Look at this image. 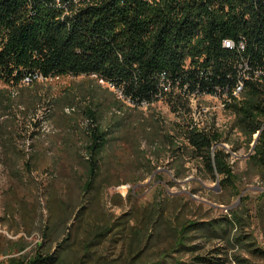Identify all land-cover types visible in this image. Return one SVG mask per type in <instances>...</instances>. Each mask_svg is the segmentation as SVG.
<instances>
[{
    "label": "trees",
    "instance_id": "trees-1",
    "mask_svg": "<svg viewBox=\"0 0 264 264\" xmlns=\"http://www.w3.org/2000/svg\"><path fill=\"white\" fill-rule=\"evenodd\" d=\"M245 1L160 0L149 4L147 0H59L57 5L56 0H0L1 78L18 85L26 76L34 81L33 76L93 75L117 89L122 100L133 107L163 100L176 120L166 123L153 115L149 120L141 118V138L148 140L150 148V152H140L145 165H152L149 155L157 163L167 161L177 180L186 179L193 170L199 181L217 184L213 191L190 180L197 183L190 193L202 192L209 204L184 197L170 209L163 199H157L128 228L126 257L116 264H254L253 259H264V0ZM236 6L239 13L234 11ZM224 39H242L243 51L223 48ZM243 58L248 60L252 76L244 81L239 97L227 105L226 111L232 116L228 130L213 123L190 128L189 96H230ZM98 107L92 103L78 108L79 119L73 120L72 128L78 129V137L65 139L63 148L55 152L28 142L36 130L21 135L19 127L0 125V167L15 184L29 191L34 210L40 211L46 188L35 173L50 152L51 164L63 161L79 180L81 199L102 188V181L107 179L101 171L103 153L116 139L111 136L115 128L130 114L118 102L103 121ZM21 115V121L39 128L38 118L29 119L26 112ZM11 118L19 122L17 116ZM232 132L238 135L232 136ZM223 144L230 146V152L242 146L250 149L241 174L234 172L231 154ZM49 166L43 172L50 181H56L57 171ZM250 176L262 187L254 201L247 193L242 194L241 188L242 178ZM234 200L237 203L231 206ZM24 201L20 198L18 207ZM46 203L66 218L62 223L58 219L41 221L43 241L36 247L43 243L60 247L62 239L67 243L60 247V253H37L26 264H74L66 257L68 248L77 241H68L71 224L81 212L75 207L76 198L50 195ZM216 210L219 214H212ZM253 225L261 233L259 241ZM111 228L90 229L92 236L78 243L83 253L77 264H87L85 259L92 264H109L95 258L90 247ZM25 246L22 243L18 249Z\"/></svg>",
    "mask_w": 264,
    "mask_h": 264
},
{
    "label": "rangeland",
    "instance_id": "rangeland-1",
    "mask_svg": "<svg viewBox=\"0 0 264 264\" xmlns=\"http://www.w3.org/2000/svg\"><path fill=\"white\" fill-rule=\"evenodd\" d=\"M197 96L189 98V101L191 100L189 107L195 110L196 127L200 128L213 123L217 128L227 131L232 123V116L226 109H221L220 99L204 95ZM93 102L100 103L99 108L106 115H109L113 106L118 102L123 106V110L130 114V117L126 118L124 123L118 127L119 130L114 133L113 137L116 139L111 141L103 153L101 171L102 176L107 179L102 181V188L99 191H90L85 198L81 199V192L77 186L80 184L79 180L70 174L69 167L63 161L59 160L56 165L51 164L53 155L50 152L46 155L39 171L35 173L37 180H42L43 186H46L44 187L45 195L40 198V211H37L34 210L32 203L34 199L29 195V191L15 184L0 167V264H17L18 261L26 264L27 260L37 253L43 255L44 253H60V247L67 243L63 239L60 247L54 244L47 246V243H43L39 248L36 247L37 242L43 241L39 231L41 221L43 223L45 220L51 222V220L58 219V222L62 223L66 218L53 206L47 205L46 200L50 195L61 198L67 196L72 200L76 198L75 207L81 209V212L75 216L77 219L74 218L71 224L70 236H68V241L77 240L68 248L70 254L66 257L67 262H74V264L78 263L79 256L83 253V247L78 243L92 236L90 229L94 226L112 225V228L101 239L100 237L95 238L96 241H100L90 247L94 257H101L109 264H116L119 260L122 263L123 260L120 258L126 257L125 242L128 237V228L136 224L157 199H163L170 209L184 197L210 203L202 196V192L198 195L191 194L190 189L197 187L198 183L204 188L216 191V182L199 181L193 170L186 179L177 180L166 166L167 161L162 160L157 163L149 155L148 158L152 160V165L150 167L145 165V159L140 152L141 150L150 152V148L148 140L141 138V118L149 120L153 115L166 123L176 120L163 100L156 101L150 106L143 104L133 107L126 100H122L117 89L93 75L36 78L28 84L20 82L18 85H11L0 77V125L9 126V128L19 127L18 133L21 135H27L36 130L37 134L28 142L50 148L53 152L59 151L58 148L63 146L65 139L71 135L74 137L78 132V129H72L73 120L78 121L79 119L78 108L88 106ZM66 107H72L73 110L66 113L64 111ZM23 112L27 113L29 119L33 117L40 120L38 129L32 128L33 125H30V122L27 124L25 120L21 121ZM46 114L49 116L45 124L49 129L42 131L43 117ZM14 115L17 116L19 122L11 118ZM77 135L75 136L78 137ZM237 135L238 133L232 132V136ZM222 146L229 151L230 146L227 144ZM249 153L250 149L244 146L237 152H230V163L235 173L241 174L245 170V159ZM47 164L50 165V169H56V181H50L49 175L46 176L43 172ZM76 169L81 172L80 167ZM192 179H195L197 183L190 182ZM255 181L253 176L243 177L241 188L253 186ZM169 182L173 185L170 186ZM46 189L49 191V196ZM20 198H25V201L24 205L18 207L17 203ZM236 203L237 200H234L231 206ZM220 209L224 213L225 210L222 207ZM212 214L218 215L219 211L216 210ZM122 221L127 222L124 225L116 223ZM22 243L26 246L19 250L18 247ZM85 260L87 264L93 262L89 259ZM254 261L255 264H264V259L256 258Z\"/></svg>",
    "mask_w": 264,
    "mask_h": 264
},
{
    "label": "bare ground",
    "instance_id": "bare-ground-1",
    "mask_svg": "<svg viewBox=\"0 0 264 264\" xmlns=\"http://www.w3.org/2000/svg\"><path fill=\"white\" fill-rule=\"evenodd\" d=\"M199 7V6H198ZM258 7V6H257ZM205 10V9H204ZM210 10V9H209ZM208 11V10H207ZM210 11H212V10H210ZM213 13V12H212ZM223 46V48H225V49H229V50H236L237 52H239V47H237L235 44H226V45H222ZM238 67L240 68V73H239V77H238V79H237V82H236V86H235V88L233 89V91L231 92V95L229 96V95H227L226 93H224V102H228V103H222V95L221 96H218V95H211V94H202V95H204V96H207V97H213V98H219L220 99V107H221V109H226L227 108V105L231 102V100H232V98H238L239 97V94H240V92H241V90H242V87L243 86H241V77H240V74L241 73H245L246 72V64H239L238 65ZM239 70V69H238ZM247 73H249L250 74V77L252 76L251 75V73H250V66L249 65H247ZM262 73V72H261ZM33 76V75H32ZM33 78H37V79H39V78H41V77H37V76H33ZM50 78H53V77H50ZM41 79H43V78H41ZM46 79H48V78H46ZM235 79V78H234ZM33 79L31 78V77H29V78H23V80H22V82H24V83H29V82H31ZM238 87H240L239 89H238ZM228 88V87H227ZM229 92V91H228ZM230 93V92H229ZM200 94V93H199ZM216 94V93H215ZM194 96H197V95H190L189 96V98L190 97H194ZM198 97V96H197ZM191 101V100H190ZM190 101H189V105H190ZM229 106V105H228ZM73 110V108L71 107V108H69V107H66V108H64V111L66 112V113H70V111H72ZM191 110V112H190V115H191V118H192V123H191V125H190V128H193L194 126H196V122H195V118H194V113H195V110H193V109H190ZM46 125L47 124H45V121L44 122H42V128H41V130L42 131H48V129H49V127L47 128L46 127ZM256 136V134H253V136L252 137H255ZM261 247H262V249L264 250V241L261 243Z\"/></svg>",
    "mask_w": 264,
    "mask_h": 264
},
{
    "label": "built area",
    "instance_id": "built-area-1",
    "mask_svg": "<svg viewBox=\"0 0 264 264\" xmlns=\"http://www.w3.org/2000/svg\"><path fill=\"white\" fill-rule=\"evenodd\" d=\"M147 1H148L149 4H156V3H159L160 2V0H147ZM56 2H57V5L60 4L59 0H56ZM244 4H246V1L245 0H244ZM222 7H223V11L224 12H227L228 11V6L225 3L222 4ZM234 11H235V13H239L240 12V7L239 6H236ZM243 16H244L245 19H248V12L247 11H244ZM226 44H235L237 47H239V53L242 52L243 49H244V41L242 39H240L237 42L233 41L232 39H224V40H222V45H226ZM239 64H246V72L240 74V77H241V86H243L245 80L251 79L250 74L247 73V65H249V63H248V60L247 59L243 58V59H240ZM56 77H58V76H56ZM24 78H29V77L26 76ZM239 88L240 87H238V89ZM222 103H224V104L225 103H228V102H224V93L222 94ZM143 104H145V103H143Z\"/></svg>",
    "mask_w": 264,
    "mask_h": 264
},
{
    "label": "crops",
    "instance_id": "crops-1",
    "mask_svg": "<svg viewBox=\"0 0 264 264\" xmlns=\"http://www.w3.org/2000/svg\"><path fill=\"white\" fill-rule=\"evenodd\" d=\"M93 103H98V102H93ZM99 104V107H100V103H98ZM98 107V108H99ZM100 109V108H99ZM101 110V109H100ZM101 111H103V110H101ZM103 113V112H102ZM110 113V112H109ZM110 116V114L109 115H106V113H103V121H106L107 120V118ZM118 117L119 116H121V114L120 115H117ZM73 127V126H72ZM69 128H70V126L67 128L68 130H69ZM116 129V131H118L119 129H118V127H116L115 128ZM115 131V132H116ZM115 132H113L112 133V135L111 136H113L114 135V133ZM68 133V132H67ZM71 133V132H70ZM73 134V133H72ZM65 135H68V134H65ZM75 135H76V133H75ZM72 136V135H71ZM70 137V136H69ZM68 137V138H69ZM68 138H66V139H68ZM64 146V145H63ZM59 148H61V147H59ZM63 148V147H62ZM254 179H256V178H254ZM262 192V187L261 186H259V184L255 181V183L253 184V186L251 185V186H248L247 188H244L243 189V191H242V194H245V193H247L251 198H253V201L255 200V198L260 194ZM253 234H254V236L257 238V240L259 241V240H261V233H260V231H259V228L257 227V226H255V225H253ZM253 263L255 264V261H254V259H253Z\"/></svg>",
    "mask_w": 264,
    "mask_h": 264
},
{
    "label": "water",
    "instance_id": "water-1",
    "mask_svg": "<svg viewBox=\"0 0 264 264\" xmlns=\"http://www.w3.org/2000/svg\"><path fill=\"white\" fill-rule=\"evenodd\" d=\"M218 189V188H217Z\"/></svg>",
    "mask_w": 264,
    "mask_h": 264
}]
</instances>
